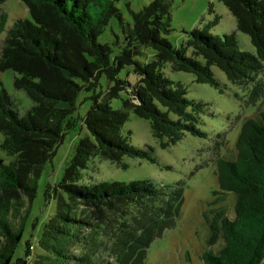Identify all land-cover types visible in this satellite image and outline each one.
Segmentation results:
<instances>
[{
    "label": "trees",
    "instance_id": "obj_1",
    "mask_svg": "<svg viewBox=\"0 0 264 264\" xmlns=\"http://www.w3.org/2000/svg\"><path fill=\"white\" fill-rule=\"evenodd\" d=\"M22 1L32 19H18L8 30L0 71L12 69L19 74L14 86L25 91L33 105L23 114L15 110L0 79V132L5 136L1 147L16 156L9 164L0 158V264H11L23 237V223L15 225L13 219L32 204L44 165L77 123L79 93L94 89L103 74L115 83L105 95L92 97L82 118L89 134L78 141L55 189V194L61 190L66 197L59 198L56 212L37 239L42 251L36 252L35 243L27 241L25 256L16 264H143L145 248L173 224L174 202L167 203L162 188L147 179L81 184L82 170L94 156L114 163H121L126 155L154 159L123 135L130 111L149 121L153 136L166 139L165 147L187 132L204 135L199 122L205 104L189 99L186 89L165 76L166 63L214 86L220 85L211 68L217 66L233 83L248 88L253 99L262 98L264 0H221L236 17L238 29L250 36L256 53L242 51L235 33L221 37L207 29H193L187 31L192 56L163 36L170 31L165 21L170 0H152L133 12L132 27L125 23L118 0ZM113 18L119 19L124 30L130 27L128 45L114 58L111 45L98 40ZM5 21L1 14L0 31ZM135 42L152 46L155 59L137 60L140 51ZM127 65L140 78L123 100V108L115 109L110 100L130 85L118 78ZM239 149L237 161L220 167L222 188L237 194L236 214L230 218L219 212L218 220L211 222V242L221 236L225 244L217 253H204L205 264H262L264 259V111L258 119L246 121ZM157 200L160 206L169 204L168 221L162 226L156 223L161 229L153 232L149 226L141 233L131 232L132 213ZM137 245L139 258L126 253L130 249L134 253Z\"/></svg>",
    "mask_w": 264,
    "mask_h": 264
},
{
    "label": "rangeland",
    "instance_id": "obj_2",
    "mask_svg": "<svg viewBox=\"0 0 264 264\" xmlns=\"http://www.w3.org/2000/svg\"><path fill=\"white\" fill-rule=\"evenodd\" d=\"M151 2L152 0H118L116 5L122 11L125 23L132 27L133 12L140 11ZM1 14L5 15L6 21L3 31H0V53L14 22L21 18L32 19L22 0H7L0 4V16ZM165 16L170 31L164 32L163 36L175 47L184 48L189 56H192L193 49L188 45L187 31L193 29H207L221 37L235 33L242 51L256 53L250 36L238 29L236 17L221 0H170ZM129 26L124 30L119 19L113 18L99 35L100 42L111 45L112 58L128 45L126 35L129 33ZM134 44L140 51L135 56L137 60L145 63L155 59L156 50L152 46L136 42ZM211 68L219 86L198 82L193 72L175 70L171 63H166L162 68L166 77L187 90L189 99L205 104L199 122V129L204 135L187 132L180 141L165 147L162 143L166 139L160 140L153 136L149 121L130 111L122 133L131 144L148 151L154 159L126 155L121 163H114L94 156L89 160L87 168L82 170L81 184L147 179L162 188L167 203L170 199L174 202V215L171 217L173 224L165 227L162 234L145 248L143 264H205L203 254L210 250L217 253L225 244L221 236L211 242V222L218 220L219 212L230 218H234L236 214L237 194L222 188L220 167L223 162L238 160L243 127L247 120L258 119L264 111V96L253 99L248 88L233 83L219 67ZM17 75L19 74L12 69L0 71V79L11 96L12 107L23 114L32 107L33 101L25 91L14 86ZM118 78L130 83L119 97L110 100L115 109H122L123 100L131 95V90L140 77L132 65H127L120 70ZM114 83L103 74L94 89L79 93L74 114L78 117L75 127L65 135L53 157L44 165L32 204L22 211L20 217L13 219L15 225L23 223L24 233L11 264H16L19 257L25 256L27 241L35 243L36 252L42 251L37 239L50 216L56 212L59 198L66 197L61 190L55 194V189L63 180L65 168L74 155L78 141L89 134L82 118L90 109L92 97L95 94L105 95ZM4 138V134L0 132V158L9 164L16 156L1 147ZM160 202L161 200L156 203L152 201L149 208L132 213L134 224L131 232L141 233L146 226L153 232L160 228L156 223L162 226L163 222L168 221L167 212H171L169 204L160 206ZM134 248V253L131 249L126 253L139 258L141 247L137 245Z\"/></svg>",
    "mask_w": 264,
    "mask_h": 264
},
{
    "label": "built area",
    "instance_id": "obj_3",
    "mask_svg": "<svg viewBox=\"0 0 264 264\" xmlns=\"http://www.w3.org/2000/svg\"><path fill=\"white\" fill-rule=\"evenodd\" d=\"M35 249V246L34 245H32L31 246V250H34ZM30 260V258L28 259V261Z\"/></svg>",
    "mask_w": 264,
    "mask_h": 264
}]
</instances>
